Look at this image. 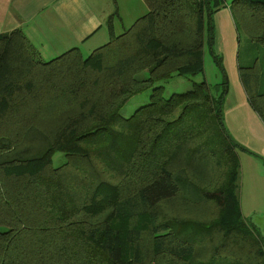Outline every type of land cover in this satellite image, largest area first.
Masks as SVG:
<instances>
[{"label":"trees","instance_id":"16d2710c","mask_svg":"<svg viewBox=\"0 0 264 264\" xmlns=\"http://www.w3.org/2000/svg\"><path fill=\"white\" fill-rule=\"evenodd\" d=\"M143 1L147 13L117 36L113 13L108 42L86 57L73 48L45 61L20 29L0 34V264H264L240 209L238 152L264 158L223 120L212 16L226 1ZM228 8L264 56V0ZM205 47L221 82L163 98V82L204 74ZM238 75L264 124L259 59Z\"/></svg>","mask_w":264,"mask_h":264},{"label":"crops","instance_id":"0c3cea01","mask_svg":"<svg viewBox=\"0 0 264 264\" xmlns=\"http://www.w3.org/2000/svg\"><path fill=\"white\" fill-rule=\"evenodd\" d=\"M225 1V8L212 16L213 49L222 57L228 78L224 123L239 145L264 158V124L249 106L239 80L241 40L228 8L230 1ZM114 3L112 0H0V34L20 29L45 61L73 48L92 52L108 42L106 22L113 13H117L112 20L113 34L117 36L148 11L143 0H114ZM238 158L245 185V195L239 198L241 213L243 209L253 213L264 210V164L242 151L238 152Z\"/></svg>","mask_w":264,"mask_h":264},{"label":"rangeland","instance_id":"374dc122","mask_svg":"<svg viewBox=\"0 0 264 264\" xmlns=\"http://www.w3.org/2000/svg\"><path fill=\"white\" fill-rule=\"evenodd\" d=\"M231 1V0H229ZM126 26V25H125ZM118 32V30L116 31ZM240 55L239 61L242 67H247V64H253L254 58L259 59L260 66L263 72V91H264V56L262 54L256 55V52L247 49V39L244 34L240 35ZM214 45V44H213ZM214 50V49H213ZM81 53L84 57L88 56L91 51L81 50ZM250 62V63H249ZM147 72H142L139 77H146ZM202 80L207 81L212 87L221 82V76L214 65L213 58L205 47L204 54V74L198 75L193 78H182L175 77L166 82H163L161 85L163 86L161 96L163 98H168L172 94H180L187 92V90L191 89V82H201ZM152 94V89H148L147 91L133 96L129 99V101L124 105L121 110V114L124 118L129 117L135 110L138 108L148 104L149 98ZM224 120V117H223ZM225 124V123H224ZM226 127V126H225ZM227 129V128H226ZM64 155L62 153H57L52 158V164L54 167H59L62 163H64ZM239 193L241 196L239 198L242 199V195H245V185L241 181V177L239 180ZM243 218L244 221L251 227V229L255 232V234L260 238L261 242L264 244V210H259L255 213L243 209ZM2 228H0L1 230Z\"/></svg>","mask_w":264,"mask_h":264}]
</instances>
